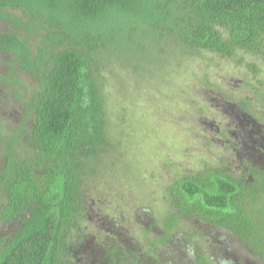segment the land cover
<instances>
[{"label": "trees", "instance_id": "16d2710c", "mask_svg": "<svg viewBox=\"0 0 264 264\" xmlns=\"http://www.w3.org/2000/svg\"><path fill=\"white\" fill-rule=\"evenodd\" d=\"M0 21L13 26L0 33V51L12 57L10 66L36 81L24 101L23 122L8 138L0 129L6 146L0 223L12 228L0 235V264H75L69 235L88 219L87 186L98 179L114 146L105 89L107 72L116 69L109 57L127 49L139 61L145 52L164 55L175 47L183 56L208 51L235 59L245 51L264 60V0H0ZM33 37L39 38L37 50ZM248 66L259 74L255 63ZM0 80L10 81L3 74ZM241 104L256 112L253 103ZM251 173L254 182L225 165H207L174 180L163 236L152 249L186 241L182 248L170 246L167 264H214L201 244L207 230L176 234L182 222L199 221L221 231L222 242L242 244L249 259L239 264H264V169ZM120 239L115 236L112 247L90 264L140 257L138 249L124 250ZM228 255L219 264H238Z\"/></svg>", "mask_w": 264, "mask_h": 264}, {"label": "rangeland", "instance_id": "374dc122", "mask_svg": "<svg viewBox=\"0 0 264 264\" xmlns=\"http://www.w3.org/2000/svg\"><path fill=\"white\" fill-rule=\"evenodd\" d=\"M12 28L0 21V33ZM31 42L37 50L39 38L33 37ZM126 52L127 49L109 57L116 69L115 74L107 72L105 89L114 146L98 168V179L87 186L88 219L80 221L69 235L68 244L76 246L75 256L70 257L75 264H90L99 258V253L112 247L115 236L121 238L124 250L140 251V257L128 255L126 264L135 259L139 264H167L164 260L173 257L170 248H182L186 243L175 247L170 240L169 247L151 246L163 236L170 208L166 200L168 187L174 180L207 165H225L232 172L243 174L242 160L235 148L239 138L234 129L228 128L242 101L255 105V113L247 112L264 124L263 59L245 51H240L235 59L208 51L183 56L170 47L167 54L145 52L137 61L133 53ZM11 63L12 57L0 52V72L10 80H0V129L6 132V138L23 122L24 101L32 97L36 88L35 79L17 73L18 69L9 66ZM249 63L259 67L258 75ZM4 151L6 146L0 141V168ZM27 152L21 150L23 155ZM180 227L177 236H188L195 228L207 230L209 237L201 244L205 250L210 249L208 255L216 258L215 263L226 252L230 258L236 256L238 264L240 259H249L240 242H222L223 233L219 230H208L199 221H184ZM11 231L0 223V235ZM227 242L230 250L224 247Z\"/></svg>", "mask_w": 264, "mask_h": 264}, {"label": "flooded vegetation", "instance_id": "af4514ba", "mask_svg": "<svg viewBox=\"0 0 264 264\" xmlns=\"http://www.w3.org/2000/svg\"><path fill=\"white\" fill-rule=\"evenodd\" d=\"M17 71H19V74H28L26 71ZM0 74L2 73L0 72ZM239 106V109H237L238 111L235 112L236 114L234 113L233 124L229 125L228 128L236 130V132L233 130L234 135L239 138V143L235 148L236 151H238L236 155L242 160L241 164L243 165L244 170L242 176L243 178H248L249 181L254 182V176L251 173V170L258 166H261L262 169H264V124L261 122L260 118L255 119L249 115V111L247 112L245 108L241 107V105ZM229 171L231 170L229 169Z\"/></svg>", "mask_w": 264, "mask_h": 264}]
</instances>
